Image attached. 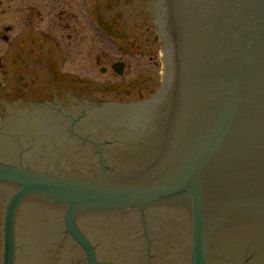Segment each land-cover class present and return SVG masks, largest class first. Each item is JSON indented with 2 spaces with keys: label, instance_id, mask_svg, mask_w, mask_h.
Returning <instances> with one entry per match:
<instances>
[{
  "label": "flooded vegetation",
  "instance_id": "af4514ba",
  "mask_svg": "<svg viewBox=\"0 0 264 264\" xmlns=\"http://www.w3.org/2000/svg\"><path fill=\"white\" fill-rule=\"evenodd\" d=\"M165 25L161 0H0V163L102 169L96 142L124 151L134 132L111 117L162 101Z\"/></svg>",
  "mask_w": 264,
  "mask_h": 264
},
{
  "label": "water",
  "instance_id": "95a60500",
  "mask_svg": "<svg viewBox=\"0 0 264 264\" xmlns=\"http://www.w3.org/2000/svg\"><path fill=\"white\" fill-rule=\"evenodd\" d=\"M191 7L195 15L192 23L198 33V60L192 69L191 83L196 97L194 106L203 102L209 120L207 130L201 122L198 143L189 146L182 157L175 156L174 164L170 163L176 173L139 187L65 182L35 174H14L8 169H0V173L27 181L31 190L65 195L81 207L142 203L191 188L195 192L193 264H203L202 196L208 169H264V0H192ZM188 48L190 50V46ZM180 53L185 64L186 54L190 52L184 49ZM157 116L145 113L147 124L152 125ZM256 155L260 156L259 160L255 159ZM34 208L32 214H37V219L43 212L46 221H54L55 214L46 211L47 207ZM155 216L152 218L153 230L159 237L154 245L156 263L171 264L178 259L175 261L178 264L182 256H186L183 247L184 243L188 244L184 233L186 225L169 213L160 212ZM92 222L89 217L80 223L89 231ZM106 229L104 233L120 244L117 227L107 225ZM50 231L42 230L39 235H45L51 243L50 237L54 238V234ZM39 246L46 254L53 250L47 249L42 240ZM127 250L130 254L136 252L130 246ZM64 260L68 262L69 258Z\"/></svg>",
  "mask_w": 264,
  "mask_h": 264
},
{
  "label": "rangeland",
  "instance_id": "374dc122",
  "mask_svg": "<svg viewBox=\"0 0 264 264\" xmlns=\"http://www.w3.org/2000/svg\"><path fill=\"white\" fill-rule=\"evenodd\" d=\"M157 52H158L157 53V55H158V58H157L158 59V69H161L162 67H164V65H163V55L162 54H159V50ZM160 53H162V52L160 51ZM134 59H137V58H132V59L129 60V62L134 64ZM93 69L98 70L97 67L96 68H93Z\"/></svg>",
  "mask_w": 264,
  "mask_h": 264
},
{
  "label": "bare ground",
  "instance_id": "6f19581e",
  "mask_svg": "<svg viewBox=\"0 0 264 264\" xmlns=\"http://www.w3.org/2000/svg\"><path fill=\"white\" fill-rule=\"evenodd\" d=\"M166 70H167V69H166ZM164 76H165V78H166V76H167V71H165ZM165 78H164V80H165Z\"/></svg>",
  "mask_w": 264,
  "mask_h": 264
}]
</instances>
